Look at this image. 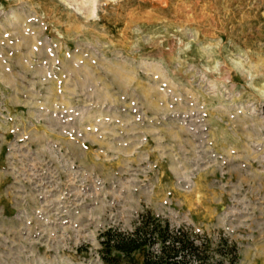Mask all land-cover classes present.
<instances>
[{"label": "rangeland", "instance_id": "374dc122", "mask_svg": "<svg viewBox=\"0 0 264 264\" xmlns=\"http://www.w3.org/2000/svg\"><path fill=\"white\" fill-rule=\"evenodd\" d=\"M146 212L264 264V0H0V264Z\"/></svg>", "mask_w": 264, "mask_h": 264}, {"label": "trees", "instance_id": "16d2710c", "mask_svg": "<svg viewBox=\"0 0 264 264\" xmlns=\"http://www.w3.org/2000/svg\"><path fill=\"white\" fill-rule=\"evenodd\" d=\"M201 239V243L198 242ZM203 239V240H202ZM103 264H237V248L226 240L216 248L224 258L212 262L208 241L199 234L174 228L168 219L146 212L131 232L108 228L99 236Z\"/></svg>", "mask_w": 264, "mask_h": 264}, {"label": "bare ground", "instance_id": "6f19581e", "mask_svg": "<svg viewBox=\"0 0 264 264\" xmlns=\"http://www.w3.org/2000/svg\"><path fill=\"white\" fill-rule=\"evenodd\" d=\"M242 69L244 70V67L241 65ZM249 73V72H248Z\"/></svg>", "mask_w": 264, "mask_h": 264}]
</instances>
